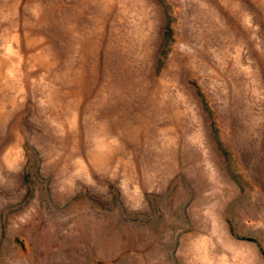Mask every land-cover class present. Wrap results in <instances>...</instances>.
<instances>
[{
	"label": "rangeland",
	"instance_id": "374dc122",
	"mask_svg": "<svg viewBox=\"0 0 264 264\" xmlns=\"http://www.w3.org/2000/svg\"><path fill=\"white\" fill-rule=\"evenodd\" d=\"M0 264H264V0H0Z\"/></svg>",
	"mask_w": 264,
	"mask_h": 264
}]
</instances>
